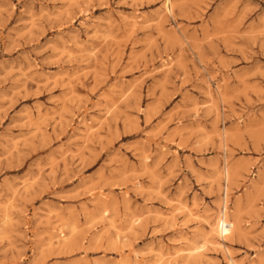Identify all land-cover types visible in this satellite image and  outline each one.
<instances>
[{
    "label": "rangeland",
    "instance_id": "1",
    "mask_svg": "<svg viewBox=\"0 0 264 264\" xmlns=\"http://www.w3.org/2000/svg\"><path fill=\"white\" fill-rule=\"evenodd\" d=\"M231 258L264 264V0H0V264Z\"/></svg>",
    "mask_w": 264,
    "mask_h": 264
},
{
    "label": "bare ground",
    "instance_id": "2",
    "mask_svg": "<svg viewBox=\"0 0 264 264\" xmlns=\"http://www.w3.org/2000/svg\"><path fill=\"white\" fill-rule=\"evenodd\" d=\"M220 215L221 216H219L216 226H218L219 234L222 236H226L231 233V230L233 228V223L226 217L224 211ZM231 261L232 262L230 264H237L235 261L232 260V258Z\"/></svg>",
    "mask_w": 264,
    "mask_h": 264
}]
</instances>
